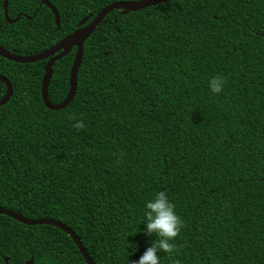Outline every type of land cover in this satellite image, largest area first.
<instances>
[{
    "label": "trees",
    "instance_id": "obj_1",
    "mask_svg": "<svg viewBox=\"0 0 264 264\" xmlns=\"http://www.w3.org/2000/svg\"><path fill=\"white\" fill-rule=\"evenodd\" d=\"M0 0V47L45 52L114 2ZM85 18L88 20L79 25ZM75 55L52 66L48 98L69 90ZM47 60L0 57V208L70 229L94 264H130L155 237L143 205L166 191L183 221L161 264H264V0H173L108 13L83 44L75 96L47 110ZM226 78L213 95L207 80ZM6 88L0 82V100ZM69 117H72L70 119ZM76 120L84 127L73 128ZM135 246V251L132 246ZM85 264L62 231L0 215V264Z\"/></svg>",
    "mask_w": 264,
    "mask_h": 264
},
{
    "label": "water",
    "instance_id": "obj_2",
    "mask_svg": "<svg viewBox=\"0 0 264 264\" xmlns=\"http://www.w3.org/2000/svg\"><path fill=\"white\" fill-rule=\"evenodd\" d=\"M173 0H139L134 2H114L106 7H104L92 21L71 34L70 36L64 38L62 41L57 43L55 46L50 48L49 50L42 52L40 54L32 55V56H18L15 54H11L0 47V57L16 64H33L43 60H47L44 66V73L41 79V87H40V94H41V101L43 106L49 111H59L66 108L70 102L73 100L76 91L77 85V72L81 65L82 55H83V44L87 40V38L92 34L98 24L104 19V17L116 10V9H123L125 12L127 11H138L143 10L145 8H149L158 4L166 3ZM40 5L46 6L54 17V23L56 27H59V16L56 9L47 1V0H39ZM7 3L8 0H3L2 8L4 12V20L8 24H13L18 20V17L15 20H9L7 15ZM88 18H85L79 25H83ZM72 48H75V55L73 59V63L69 73V90L67 96L63 102L60 104H52L48 98V85L50 83V79L52 76V66L55 62L59 61L60 59L64 58L68 55ZM0 82L5 85L6 92L3 98L0 100V107L5 105L10 97L12 96V86L9 81L0 76ZM0 215L7 216L19 224L25 226H36V225H43V226H50L54 227L64 234H66L70 240L73 242L75 247L77 248L81 258L83 259L85 264H94L90 257L88 256L87 252L83 248L80 240L76 235L68 229L63 224L48 218H41L37 220H29L26 219L19 214L11 212L9 210H5L0 208ZM4 263L8 264V259H4ZM23 264H33V260L30 258L25 261Z\"/></svg>",
    "mask_w": 264,
    "mask_h": 264
},
{
    "label": "clouds",
    "instance_id": "obj_3",
    "mask_svg": "<svg viewBox=\"0 0 264 264\" xmlns=\"http://www.w3.org/2000/svg\"><path fill=\"white\" fill-rule=\"evenodd\" d=\"M226 78L220 75L211 76L207 80V89L217 95L224 91ZM72 119V117H69ZM84 123L76 120L73 128L81 129ZM143 225L146 236L155 237L150 246L146 247L138 259L130 264H161L160 253L174 254L177 252L173 243L183 226V221L175 211V206L166 191H157L143 205ZM135 251V246H132Z\"/></svg>",
    "mask_w": 264,
    "mask_h": 264
}]
</instances>
